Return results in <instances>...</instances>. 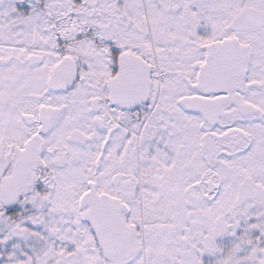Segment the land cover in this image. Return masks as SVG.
I'll list each match as a JSON object with an SVG mask.
<instances>
[{
	"label": "snow or ice",
	"instance_id": "1",
	"mask_svg": "<svg viewBox=\"0 0 264 264\" xmlns=\"http://www.w3.org/2000/svg\"><path fill=\"white\" fill-rule=\"evenodd\" d=\"M0 264H264V0H0Z\"/></svg>",
	"mask_w": 264,
	"mask_h": 264
}]
</instances>
